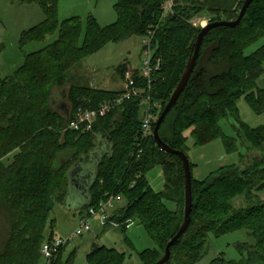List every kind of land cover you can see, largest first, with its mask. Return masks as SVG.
<instances>
[{
	"label": "trees",
	"instance_id": "trees-1",
	"mask_svg": "<svg viewBox=\"0 0 264 264\" xmlns=\"http://www.w3.org/2000/svg\"><path fill=\"white\" fill-rule=\"evenodd\" d=\"M165 1L117 0V21L101 28L93 17L86 24L79 17L59 22L60 0H22V4L37 5L45 21L23 32L20 45L41 42L56 33L57 39L25 55L22 66L11 76H0V207L11 220L0 264H42L41 248L55 238L46 237L43 227L31 226L29 220L40 210L47 218L56 193L50 190L51 176L63 168L67 169L66 201L70 172L80 163H89L99 137L108 141L110 151L97 165L88 190L89 203L82 212L97 207L107 194L121 195L124 205L110 221L125 226L138 220L157 247L141 254L142 263L156 264L163 258L185 216L181 160L162 151L153 136L143 141V109L136 99L98 119L89 133L68 129L79 108L95 110L119 97L122 90L69 86L67 73L110 43L133 36L145 38L153 31L152 48L161 68L153 73L150 95L152 104L161 106V115L195 52L201 29L191 21L203 13L211 17L210 23L235 21L246 0H187L186 7L174 4L166 17L161 12ZM263 37L264 0H253L237 27L212 29L204 39L191 79L160 127L161 140L186 156L184 135L189 129H193L197 146L221 139L226 151L234 152L238 140L223 131V123L229 119L237 124V137L246 145L241 156L243 167H223L204 182L192 177L190 226L171 248L166 264H196L206 256L210 235L220 238L244 230L253 243L237 246L241 259L226 262L220 255L212 264H264V199L260 196L264 193V155L246 165L251 150L264 149V126L251 129L243 125L237 107L244 98L256 114L264 113V90L257 85L264 74V46L245 56V51ZM134 79L138 87L147 86L137 70ZM64 104L68 115L58 109ZM11 156L6 165L5 159ZM156 168H161L165 178L164 191L159 194L147 179ZM190 168L192 172L191 163ZM239 198L244 199L243 207L233 204ZM166 202L175 203L177 211H169ZM65 248L60 249L54 264H71L70 258H63ZM87 258L90 264H123L124 256L96 247Z\"/></svg>",
	"mask_w": 264,
	"mask_h": 264
},
{
	"label": "rangeland",
	"instance_id": "rangeland-1",
	"mask_svg": "<svg viewBox=\"0 0 264 264\" xmlns=\"http://www.w3.org/2000/svg\"><path fill=\"white\" fill-rule=\"evenodd\" d=\"M116 2L117 0H60L59 22L79 17L86 24L87 19L93 17L101 28L109 27L117 21ZM176 5L186 7L188 3L187 0H175ZM204 18L209 21L211 17L207 13H203L193 19L191 23L196 19L204 20ZM222 19L225 20L223 16ZM44 21L43 12L35 4L25 5L22 4V0H0V76L2 78L12 75L22 65L25 55L38 52L57 39L56 33L44 41L31 42L25 46L20 45L22 33ZM144 43V38L133 36L122 42L108 44L104 49L92 54L67 73L68 85L119 91L122 82L126 80L127 73L134 75L136 70L142 72L145 62ZM262 46H264V37L251 45L245 51V56L252 55ZM258 87L264 88V81L260 82ZM237 107L239 121L243 125L251 129L264 126V113L256 114L244 98L239 100ZM235 125L237 124L233 119L223 123L225 135L238 140L237 149L231 153L226 151L221 139L204 146H197L192 136L193 129L185 132L187 157L192 165L194 180L204 182L212 173L223 167L244 166L241 156L246 152V145L238 139ZM74 142H79V138L76 137ZM73 146L76 147L75 144ZM263 155L264 149L251 150L247 155L246 165L260 160ZM11 161L12 156L5 159V164L9 165ZM51 165H55V160H52ZM66 170L65 168L56 170L51 176L50 190L51 193H56L51 197V211L47 218L40 210L35 213L32 220H29L31 226L43 227L46 237L53 236L55 239L69 237L78 228L85 214L81 207L86 197L83 192L73 189L71 196L64 202ZM147 179L155 193L159 194L164 191L165 178L161 168L151 171L147 175ZM260 196L264 199V193H261ZM233 204L236 207H243L244 199H236ZM123 205L124 200L118 205L117 210ZM166 207L173 213L177 211L175 203L166 202ZM10 221L8 214L0 207V253L10 233ZM130 222L133 223L127 229L128 223L123 226L117 220H113L104 226L98 219H92L90 221L91 232L84 233L65 245L64 260L70 258L71 264H90L88 255L96 247H104L122 254L124 256L123 264H143L141 254L148 250H155L157 247L138 220ZM245 243H253L245 230L233 232L220 238L210 235L206 256L196 264H212L220 255L225 257L226 262L239 261L241 255L237 246Z\"/></svg>",
	"mask_w": 264,
	"mask_h": 264
},
{
	"label": "built area",
	"instance_id": "built-area-1",
	"mask_svg": "<svg viewBox=\"0 0 264 264\" xmlns=\"http://www.w3.org/2000/svg\"><path fill=\"white\" fill-rule=\"evenodd\" d=\"M175 4V0H166L161 8L163 16L170 14L172 7ZM210 23L202 19H196L192 22V25L196 28H204ZM155 34L150 31L145 39L144 49V68L141 72L143 81L147 82L146 87H138L137 82L134 79V75L127 73L125 82L123 85L122 93L116 99L101 104L97 109H83L79 108L76 112L75 119L70 122L68 129L89 133L92 131L94 123L100 119L110 115L114 110L122 106L125 102L136 99L140 101V107L143 109V121H142V139L146 141L153 136V128L159 119L161 112V106L159 104H152L151 102V85L153 83V73L157 72L161 68V60L155 58L153 51V42ZM123 198L121 195L107 194L105 199L99 203L97 207H90L83 218L80 221L78 228L69 237L62 239H54L52 242L43 244L41 248L42 264H54V261L59 254L62 247L69 244L73 239L83 235L84 233L91 232L92 227L90 221L92 219H98L100 224L107 226L111 223L110 217L113 212L121 204ZM133 222H128L127 229Z\"/></svg>",
	"mask_w": 264,
	"mask_h": 264
},
{
	"label": "water",
	"instance_id": "water-1",
	"mask_svg": "<svg viewBox=\"0 0 264 264\" xmlns=\"http://www.w3.org/2000/svg\"><path fill=\"white\" fill-rule=\"evenodd\" d=\"M252 2H253V0H246L244 2V5H243V7L239 13L237 20L230 21V22L229 21L213 22V23H209V25H207L206 27L201 29V32L196 39L195 52H194L192 58L189 60V62L187 64V68H186L176 90L174 91V93H173L170 101L168 102L167 106L165 107L164 111L161 113V115H160V117L156 123V126L154 128L153 138L155 140L156 145L165 153L179 157V159L181 160V162L183 164L184 174H185V216H184L183 225L180 228L179 232L176 234V236L167 244L163 258L159 262H157L156 264H166L170 260L171 248L186 234V232L190 226L191 211H192V205H193L192 172H191V168H190V161H189L188 157L183 152L170 148L168 145H166L161 140L160 135H159L160 127L163 124L166 117L168 116V114L170 113V111L172 110V108L176 105L178 99L180 98V96L184 92L189 80L191 79V77L194 73L198 58H199V54H200L202 44H203L204 39L207 36V34L212 29H216V28H231V29H233V28L237 27L241 23L242 19L244 18L245 14H246V12H247V10H248V8ZM58 109L62 110L64 113L67 114V112H65L67 109L65 104L62 105L61 107H59ZM109 151H110V146L108 144V141L106 139H104L103 137H99L98 143H97V149L90 155L89 163H87V164L80 163L70 172V175H69L70 186H69L68 197L71 196L73 189H77L78 191L83 192L86 195V197H85V202L81 207H83L87 203H89L88 190H89V188H90V186L93 183V180L95 178L97 165L99 164L101 158L106 153H108Z\"/></svg>",
	"mask_w": 264,
	"mask_h": 264
},
{
	"label": "crops",
	"instance_id": "crops-1",
	"mask_svg": "<svg viewBox=\"0 0 264 264\" xmlns=\"http://www.w3.org/2000/svg\"><path fill=\"white\" fill-rule=\"evenodd\" d=\"M23 62H24V58H23ZM23 64V63H22ZM22 66V65H21ZM20 66V67H21ZM19 68V67H18ZM15 72V71H14ZM11 76V75H10ZM7 77H9V76H6V77H4V78H7ZM123 81V80H122ZM264 81V74L260 77V79L258 80V82H257V85L260 83V82H263ZM124 82H125V80H124ZM124 82H122V84H121V88H120V90L119 91H121V89H122V87H123V85H124ZM93 89H96V90H101V89H97V88H94V87H92ZM259 88V87H258ZM261 89V88H260ZM261 90H264V88H262ZM102 91H107V90H102Z\"/></svg>",
	"mask_w": 264,
	"mask_h": 264
}]
</instances>
